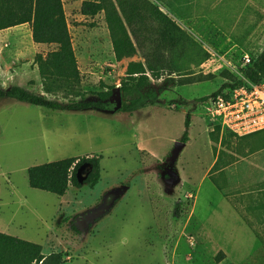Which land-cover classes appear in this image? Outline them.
<instances>
[{
  "label": "rangeland",
  "instance_id": "obj_1",
  "mask_svg": "<svg viewBox=\"0 0 264 264\" xmlns=\"http://www.w3.org/2000/svg\"><path fill=\"white\" fill-rule=\"evenodd\" d=\"M62 1L81 88L88 96L105 87L112 92L130 58L115 60L103 12L85 17L82 0ZM151 1L209 53L195 81L181 85L175 73L152 78L147 88L156 91L155 101L131 112L56 111L0 98V231L71 256L72 264H264V239L256 242L251 233L264 238V212L237 216L219 195L225 178L205 176L217 151L246 154L241 186L264 188V130L228 133L223 146L220 134L213 144L214 121L200 100L229 91L224 84L235 79L239 49L255 55L264 47V0ZM192 4L203 16L192 13ZM53 47L34 43L28 24L1 31L0 87L54 98L43 91L34 63L36 53ZM121 95L122 103L131 97ZM186 116L188 140L172 162ZM95 154L102 158L93 186H69L58 196L28 184L29 166ZM220 251L227 260H215Z\"/></svg>",
  "mask_w": 264,
  "mask_h": 264
},
{
  "label": "trees",
  "instance_id": "obj_2",
  "mask_svg": "<svg viewBox=\"0 0 264 264\" xmlns=\"http://www.w3.org/2000/svg\"><path fill=\"white\" fill-rule=\"evenodd\" d=\"M100 12L104 15L115 60L120 61L135 54L144 59L127 64L119 88L131 97L117 111L131 112L147 101L154 102L156 91L147 88L152 78L158 79L164 74L169 77L175 73L181 85L194 82L196 69L210 56L151 0L81 1L80 13L83 16L93 17ZM22 24L30 26L34 43L54 45L46 53L38 52L34 57L42 89L54 98L28 92L19 86L8 89L0 87V98H12L56 111L109 110L113 107L108 100L112 87H105L91 96L81 88V74L62 0H0V31ZM249 55L250 62L244 65L241 63L238 72L233 73L234 81L224 84L229 86V91L218 89L211 95H227L234 87L241 85L244 79L254 83L264 77V47L255 55ZM191 60L194 62L193 70L190 69ZM59 94L63 100L58 99ZM207 98L208 96H204L200 100L205 101ZM184 124L185 130L180 140L186 142L190 124L188 116L185 117ZM228 133L236 136L226 130L221 132L220 125L213 123L210 132L212 143L217 142L222 134L220 145L223 146L228 142ZM218 155L220 159L221 151H218ZM101 158L100 154L67 157L29 166L26 170L28 184L32 188L58 196L64 195L69 186L80 187L82 183L93 186L100 177ZM84 162L91 163L92 169L84 182H79L76 172ZM216 163L212 169L216 167ZM208 175L212 177L210 172ZM233 205L242 215L237 204ZM249 206L264 212V204H248L246 209L250 210ZM246 220L251 224L248 218ZM254 231L262 241L260 233L255 229ZM223 257V251H220L215 260L219 262ZM0 264H65V260L63 253L59 251L45 254L41 244L0 231Z\"/></svg>",
  "mask_w": 264,
  "mask_h": 264
},
{
  "label": "built area",
  "instance_id": "obj_3",
  "mask_svg": "<svg viewBox=\"0 0 264 264\" xmlns=\"http://www.w3.org/2000/svg\"><path fill=\"white\" fill-rule=\"evenodd\" d=\"M241 63L250 62L249 53L239 49ZM233 66L231 62L226 61ZM236 72L237 68L234 69ZM214 123L236 136H245L264 130V77L257 82H244L227 95L218 93L208 96L203 103Z\"/></svg>",
  "mask_w": 264,
  "mask_h": 264
},
{
  "label": "crops",
  "instance_id": "obj_4",
  "mask_svg": "<svg viewBox=\"0 0 264 264\" xmlns=\"http://www.w3.org/2000/svg\"><path fill=\"white\" fill-rule=\"evenodd\" d=\"M201 1H203L204 3L206 2V0H201ZM195 12H196L195 11V6L193 5L192 13L195 14ZM196 13H201V12H196ZM193 14H191V15L193 16ZM186 16H187V19H189L188 15H186ZM201 16H203V14ZM170 17H172V16H170ZM172 19H174V17H172ZM14 27H16V26H14ZM14 27H11V28H14ZM180 27L182 28V26H180ZM4 30H6V29H4ZM4 30H1V31H4ZM134 56H136V55H134ZM124 58H130V59H128V61L126 63V67H127L128 62H130V61H138V60L144 61V59H142L141 57H139V58L137 57V58H133V59L131 57H124ZM190 67H191L190 69L193 70L194 65L191 64ZM166 77H168V75H162L158 79L162 80V79H164ZM172 77H175V76H172ZM183 85H185V84H183ZM225 153L226 154H221L220 159H218V156H219L218 155V151L216 152L215 156H213L211 162H209V165H208L207 169L205 170V176H207V174L210 172V174L212 176L220 175L222 178L224 177L225 180H226V184H227L226 186L227 187L225 189V195L219 194L220 197L223 198V201L225 202V204H229V207L233 210V212L237 216H239L241 214L235 210V206L233 204H237V206L242 211H244V210H245V212L248 211L249 218H251L252 212H254L255 210L257 211L259 209L255 208L254 206H249L248 208L250 210H248V209H246V207L248 206V204H252V205H254V204H264V188H262V187H257L256 188V186H254L252 188L244 189L243 186H241V181L240 180H241V175H242L241 174L242 173V166L245 164L244 162L247 161L248 156H250V155L230 153V152H225ZM215 163L217 165H216V167L214 169H212ZM236 176L238 177L236 182H233L232 180H231V182H229L228 179L230 177H236ZM243 204H245V205H243ZM261 219L264 220V218H261ZM259 223L262 224L263 221H261ZM249 231L251 232L250 229H249ZM251 233L253 234L254 239L257 242V239H259V237L255 234V231H254V233L253 232H251ZM260 235L262 236L261 233H260ZM109 241H111V239H109ZM45 254H47V253H45ZM223 254H224L223 260H227L228 254L225 251H223ZM70 257L71 256L63 254V258L65 260V264H72V262L70 260H68V259H70ZM85 264H86V262H85Z\"/></svg>",
  "mask_w": 264,
  "mask_h": 264
},
{
  "label": "water",
  "instance_id": "obj_5",
  "mask_svg": "<svg viewBox=\"0 0 264 264\" xmlns=\"http://www.w3.org/2000/svg\"><path fill=\"white\" fill-rule=\"evenodd\" d=\"M109 102L113 103V107L109 110L112 112L117 111L121 108L122 106V95H121V90L119 87H116L112 90L109 98ZM185 142L183 141H177L175 143V149L173 151V155L171 157L172 162L175 160L177 157L179 150L181 146H183ZM92 169V164L89 162H84L82 163L79 168L77 169L76 176L79 182H84V180L87 178L88 174L90 173Z\"/></svg>",
  "mask_w": 264,
  "mask_h": 264
},
{
  "label": "flooded vegetation",
  "instance_id": "obj_6",
  "mask_svg": "<svg viewBox=\"0 0 264 264\" xmlns=\"http://www.w3.org/2000/svg\"><path fill=\"white\" fill-rule=\"evenodd\" d=\"M113 104V103H112Z\"/></svg>",
  "mask_w": 264,
  "mask_h": 264
}]
</instances>
